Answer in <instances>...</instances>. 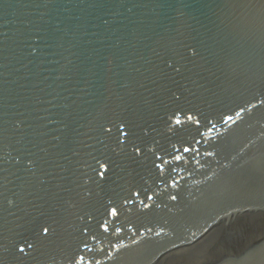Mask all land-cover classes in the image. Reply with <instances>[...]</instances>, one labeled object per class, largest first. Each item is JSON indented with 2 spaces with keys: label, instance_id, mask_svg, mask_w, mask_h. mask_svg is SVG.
Returning <instances> with one entry per match:
<instances>
[{
  "label": "water",
  "instance_id": "1",
  "mask_svg": "<svg viewBox=\"0 0 264 264\" xmlns=\"http://www.w3.org/2000/svg\"><path fill=\"white\" fill-rule=\"evenodd\" d=\"M0 264H264V0H0Z\"/></svg>",
  "mask_w": 264,
  "mask_h": 264
}]
</instances>
